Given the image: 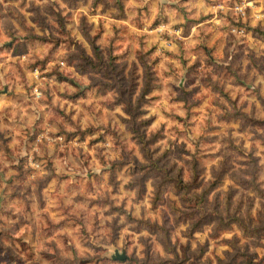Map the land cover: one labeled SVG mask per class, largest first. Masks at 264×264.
<instances>
[{"label":"rangeland","instance_id":"1","mask_svg":"<svg viewBox=\"0 0 264 264\" xmlns=\"http://www.w3.org/2000/svg\"><path fill=\"white\" fill-rule=\"evenodd\" d=\"M0 264H264V0H0Z\"/></svg>","mask_w":264,"mask_h":264},{"label":"water","instance_id":"2","mask_svg":"<svg viewBox=\"0 0 264 264\" xmlns=\"http://www.w3.org/2000/svg\"><path fill=\"white\" fill-rule=\"evenodd\" d=\"M113 259L125 261L128 259V254L126 252H120L117 250L115 254H113Z\"/></svg>","mask_w":264,"mask_h":264}]
</instances>
